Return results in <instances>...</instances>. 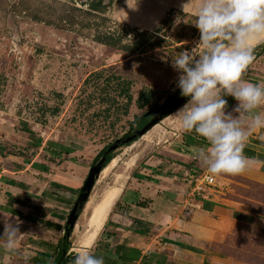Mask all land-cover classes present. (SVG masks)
Here are the masks:
<instances>
[{"label": "rangeland", "instance_id": "1", "mask_svg": "<svg viewBox=\"0 0 264 264\" xmlns=\"http://www.w3.org/2000/svg\"><path fill=\"white\" fill-rule=\"evenodd\" d=\"M104 2L107 9L103 13L92 10L90 0H0V145L15 153L39 152L37 158L50 164L47 170L51 177L63 171L71 174L80 170L85 181L106 145L126 134L137 115L158 109L176 91L179 73L172 66L173 60L185 50L194 57L202 51L197 46L200 32L194 25L201 0ZM169 13L172 19L151 36L142 51L124 55L121 45H132L139 32L149 30L152 34V29ZM182 29L187 33L181 43L184 46L156 44L159 37L165 36L174 43L172 33ZM261 55L259 61H264V53ZM144 57L155 58L168 69L145 70L142 61L137 60ZM257 66L252 63L246 71L261 73ZM118 70L134 79L128 115L106 112L107 104L99 100V83L103 84L104 78L98 82L91 75L95 71ZM259 85L264 86V77ZM143 87L153 89L154 95L139 108L136 100ZM55 108L59 110L55 112ZM176 111L138 140L116 149L114 158L97 177L70 235L72 254L80 248L92 251L97 246L105 224L111 221L115 209H121L126 193L136 200L137 191L146 187L145 182L152 181L147 179L150 177L147 173L155 174L159 170L154 169L163 168L168 174L163 178L165 183H172L170 179L177 174L180 176L175 178L177 183L185 184L203 172L202 165L196 164L191 171L184 168L188 161L185 145L195 132L183 131L173 115ZM50 140H58L68 152L63 155L46 150V154L42 148L46 149ZM34 141L37 148L31 146ZM215 180L212 188L226 193L225 197L248 203L252 211L264 215L263 180L243 173L215 175ZM116 186L120 190L102 228L86 243L90 229L88 205ZM228 226L221 239L201 244L204 255L198 264H264V225L231 222Z\"/></svg>", "mask_w": 264, "mask_h": 264}, {"label": "crops", "instance_id": "2", "mask_svg": "<svg viewBox=\"0 0 264 264\" xmlns=\"http://www.w3.org/2000/svg\"><path fill=\"white\" fill-rule=\"evenodd\" d=\"M261 57L253 59L252 63L262 72L245 71L244 80L254 84L262 81L264 61H259ZM225 99L228 101L226 111L230 112L237 101L231 96ZM257 111L264 114V107L261 105ZM256 139L264 141V129H254L246 140L243 152L249 167L242 173L264 181V145L258 144ZM36 143L32 142L31 146L37 148ZM206 146L204 138L196 133L187 139L184 153L188 158L184 163L187 171L202 165L197 153ZM44 149L46 154L53 151L48 145ZM38 154L10 152L0 145V233L4 228L3 216L16 221L21 232L12 252L0 248V264H49L50 261L52 264L57 255L55 246L64 235L69 213L84 185L80 170H73L71 174L63 171L51 177L47 170L50 164L37 158ZM72 163L77 166L76 162ZM158 170L155 174L147 173L152 181L145 182L146 187L137 191L136 200L126 193L121 209L112 212L111 221L103 228L99 240L109 243L112 252L119 245L121 251L132 248L139 256L132 262L121 260L116 264H198L204 255L201 244L221 239L231 222L264 225V215L252 211L248 203L225 197L226 193L206 184L198 185L197 176L181 184L177 183L175 174L170 179L172 183H165L163 178L168 174L163 168L154 169ZM205 173L204 168L198 175ZM204 187L212 191H205ZM205 216L209 219L205 220Z\"/></svg>", "mask_w": 264, "mask_h": 264}, {"label": "clouds", "instance_id": "3", "mask_svg": "<svg viewBox=\"0 0 264 264\" xmlns=\"http://www.w3.org/2000/svg\"><path fill=\"white\" fill-rule=\"evenodd\" d=\"M194 25L202 51L195 57L182 51L172 62L177 87L188 98L173 115L183 131L207 142L197 158L210 175L240 174L249 167L246 140L254 129H264V114L257 111L264 86L243 79L254 59L252 42L264 37V0H201ZM227 96L237 101L230 112ZM3 223L0 248L12 252L21 232L16 221L3 216ZM73 264H104V258L80 248Z\"/></svg>", "mask_w": 264, "mask_h": 264}, {"label": "trees", "instance_id": "4", "mask_svg": "<svg viewBox=\"0 0 264 264\" xmlns=\"http://www.w3.org/2000/svg\"><path fill=\"white\" fill-rule=\"evenodd\" d=\"M89 6L92 10H96L99 12H105L107 9V5L104 2V0H90ZM171 14L169 13L166 17L162 18L159 21V25L155 27V29H152V34L149 32V30H145L142 32L138 33V36L136 37L134 43L132 45H121V51L124 52L125 56H130L134 51H142L143 47L151 36L153 34H158L161 30H163L162 26L166 25L169 23V21L172 19L170 17ZM187 35L185 33V29H182L181 31H178L177 33H172L171 37L173 38L174 43H171V41H168L167 36L165 37H159L156 41V44L159 45L160 47L163 46H170V45H176V44H181L184 41V37ZM102 40H100L101 42ZM104 43V41H102ZM105 44H110L106 42ZM111 45V44H110ZM155 45V44H153ZM182 45V44H181ZM178 46V45H177ZM184 46V45H182ZM178 48H180L178 46ZM254 52L253 56L254 58L258 56V54L261 55V53H264V41L260 42L258 45L253 47ZM140 53V52H139ZM137 60L142 61V66L145 70H150V69H156V68H163L162 70L165 71V69H168L164 65L163 62H159L155 58H139ZM170 72V71H169ZM93 75V78H96L94 80L100 81V79L104 78L103 84L99 83V88H100V95L101 98L100 103L101 104H107L106 112H111L115 113L117 116H119V113L123 115H128L129 109L133 103V96L131 93V86L134 84V79L130 77H126V73L122 71H114V72H97L91 73ZM131 74H134L131 72ZM90 79H86L85 82H89ZM154 91L153 89L143 87V89L140 91L138 98L136 100L137 106L139 108H143L153 97ZM169 98L176 99L175 103L169 108V114L175 112L178 108L183 106L188 98L181 96L180 89L177 88L176 91L171 95ZM121 99H125V101H121ZM181 104V105H180ZM157 109V108H156ZM156 109H150L142 114H139L135 117L134 121H131L130 123V130L124 134L122 137L114 140L113 142L109 143L106 145L100 152V155L96 158L95 162H98L104 155H106L105 162L103 163V168L106 167L111 160L114 158V152L116 149L124 146V145H129L132 142L138 140L141 136H139V131L154 117L153 112ZM59 109L55 108L54 111L57 112ZM150 111H152L150 113ZM120 117H117V120ZM133 136V140L127 141L128 137ZM256 142L258 144L264 145V141L260 139H256ZM48 148H51L54 152L56 153H65L68 152L69 150L66 146L57 141L50 140L47 141ZM198 146H202V144H197ZM110 150V153L106 154V152ZM148 180H152V178L147 177ZM82 187L80 188L81 192ZM80 194V193H79ZM79 197V195H78ZM78 201V198L75 200V203ZM74 203V205H75ZM141 204V203H140ZM73 205V206H74ZM83 208L78 209V214L82 212ZM73 231V228L70 227L69 224L66 223L65 227V232L64 235L60 238L59 242L56 244V249L57 255L56 257L52 260V264H73V258L75 254L69 253L70 249L72 248V243L70 240V235ZM96 251H94V255L97 257H103L104 258V264H109L110 262L113 263L115 262L118 263L119 261H134L136 260L139 256L135 254V249L132 248H127L123 251H121V247L119 245L115 246L114 251L112 252L111 245L107 242L98 240L97 241V246H96ZM102 252V253H101ZM137 257V258H136ZM46 259V258H45Z\"/></svg>", "mask_w": 264, "mask_h": 264}, {"label": "water", "instance_id": "5", "mask_svg": "<svg viewBox=\"0 0 264 264\" xmlns=\"http://www.w3.org/2000/svg\"><path fill=\"white\" fill-rule=\"evenodd\" d=\"M176 99L168 98L166 101L153 112L154 117L139 131V136L146 134L152 127H154L159 121H161L164 117L169 115V108L175 103ZM181 105V104H180ZM152 111H150L151 113ZM133 140V136L128 137L127 141ZM110 153V150L106 152V154ZM106 155H104L95 165L90 169L87 178L85 179L84 185L81 189V192L78 197V201L73 206L72 210L67 219V224L70 225L71 228H74L78 219V209L83 208L84 204L88 202L91 191L95 185L97 177L102 172L103 163L105 162Z\"/></svg>", "mask_w": 264, "mask_h": 264}, {"label": "bare ground", "instance_id": "6", "mask_svg": "<svg viewBox=\"0 0 264 264\" xmlns=\"http://www.w3.org/2000/svg\"><path fill=\"white\" fill-rule=\"evenodd\" d=\"M264 41V37H260L252 42V47L256 46L258 43ZM180 109V108H179ZM119 188L113 187L104 193L101 199L93 201L92 205H88V241L89 243L92 238L97 234V232L102 228L106 218L109 208L115 201V198L119 192ZM94 200V199H93ZM91 201V200H90ZM96 237V236H95ZM87 240V238H86Z\"/></svg>", "mask_w": 264, "mask_h": 264}, {"label": "built area", "instance_id": "7", "mask_svg": "<svg viewBox=\"0 0 264 264\" xmlns=\"http://www.w3.org/2000/svg\"><path fill=\"white\" fill-rule=\"evenodd\" d=\"M196 183L198 185L206 184L213 187L216 185L215 175H210L208 172L203 175L200 174L196 177Z\"/></svg>", "mask_w": 264, "mask_h": 264}]
</instances>
